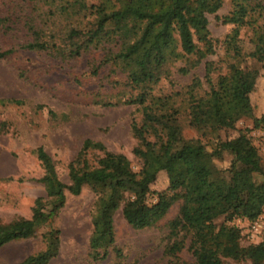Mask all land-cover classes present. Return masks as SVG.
Instances as JSON below:
<instances>
[{
  "label": "trees",
  "instance_id": "trees-1",
  "mask_svg": "<svg viewBox=\"0 0 264 264\" xmlns=\"http://www.w3.org/2000/svg\"><path fill=\"white\" fill-rule=\"evenodd\" d=\"M27 1L38 8V0ZM39 1L42 10L36 9L37 16L46 10L45 19L38 25L22 22L30 40L20 47L60 59L102 47L92 73L110 63L136 91L126 103L136 105L140 112L139 122L129 128L135 140L131 154L140 166L133 172L124 155L106 150L100 141L85 139L66 164V183H62L53 161L38 146L33 153L42 169L38 183L44 196L33 201L29 218L0 219V247L28 239L47 224L63 205L65 191L76 196L87 188L95 196L87 241L93 260L104 258L114 241L116 211L130 228L141 230L179 202L177 215L168 221L169 242L163 248V254L176 264H187L178 257L185 247L192 264H222L225 260L264 264V240L242 246L241 233L229 225L234 219L252 222L264 208V178H253L262 173L259 155L248 128L231 138L217 135L218 130H232L246 117L252 128L264 124V112L253 116L249 101L258 71L244 65L246 58L264 62V20L258 22L264 16V0H228L230 10L220 17L221 23L232 26L221 42L227 59L224 72L210 78L217 66L205 61L204 81L193 75L182 92L169 94H155L152 88L168 76L175 63H181L177 72L184 75L212 53L206 15L215 13L222 0H97L88 6L84 0ZM84 14L90 18L83 25L81 20L75 23L74 17ZM3 21L0 18V30L5 27ZM244 26L251 31V44L243 51L239 35ZM12 51L0 52V57ZM180 115L190 129L212 139L210 151L199 139L182 137ZM223 154L230 157L228 166L217 169L212 160ZM160 171L165 172L167 185L155 191V201L148 203L149 185ZM218 217L223 220L215 224ZM58 230L42 232V249L16 264H47L58 252Z\"/></svg>",
  "mask_w": 264,
  "mask_h": 264
},
{
  "label": "rangeland",
  "instance_id": "rangeland-1",
  "mask_svg": "<svg viewBox=\"0 0 264 264\" xmlns=\"http://www.w3.org/2000/svg\"><path fill=\"white\" fill-rule=\"evenodd\" d=\"M84 2L88 6L97 0ZM40 5L38 0V11L42 10ZM36 9L27 0H0V18L6 20L3 21L4 31L0 30V52L13 48L12 52L0 57V219L3 222L29 218L33 201L44 196L43 187L38 183L42 169L33 153L38 146L53 161L56 175L62 183H66V164L74 158L85 139L100 141L106 150L124 155L133 172H138L140 166L131 154L135 140L129 131L132 123L139 122L140 112L136 105L126 103L136 91L128 87L125 75L110 63L101 65L92 73V67L103 53L102 47L89 48L73 59H60L45 51L21 48L30 40L22 22L32 21L38 25L45 19L46 10L37 16ZM229 10V1L222 0L215 13L206 15L212 53L184 75L177 72L181 63L170 66L168 76L160 78L153 86V93L182 92L193 75L204 81L205 61L214 62L217 66L210 78L217 72H224L227 59L221 42L232 26L221 23L220 17ZM83 16L74 17L75 23L81 20L83 25L90 18ZM262 20L264 16L258 22ZM75 23L72 19L71 25ZM250 33L246 26L240 30L243 51L250 47ZM244 65L258 71L249 95L253 116L258 117L264 112V62L246 58ZM206 87L203 82L201 89ZM180 98L176 96L175 99ZM179 125L185 140L199 139L210 151L212 139L190 129L184 115H180ZM246 128L262 168V173L254 174L253 178L260 181L264 178V124L252 128L251 119L246 117L239 120L232 130H218L217 135L222 139L231 138L236 131ZM229 159L223 154L220 158H213L212 162L217 169H226ZM166 180L164 171L157 173L149 185L146 202L155 201L154 192L164 189ZM64 196L63 205L56 215L34 230L30 238L0 247V264H16L40 251L44 245L40 234L49 228L59 229V247L47 264H176L163 254V248L169 242L166 234L168 221L177 215L179 202L171 205L152 226L141 230L130 228L119 210L116 211L113 217L114 241L104 258L93 260L88 254L87 241L95 196L87 188H82L76 196L65 191ZM222 220L218 217L214 223L219 224ZM229 225L241 233L239 243L242 246L264 240V208L252 222L234 219ZM178 257L182 262L193 263L186 247ZM222 264L250 263L225 260Z\"/></svg>",
  "mask_w": 264,
  "mask_h": 264
}]
</instances>
